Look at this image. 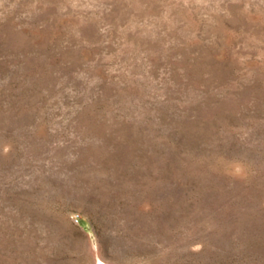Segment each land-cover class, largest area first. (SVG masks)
<instances>
[{
    "label": "rangeland",
    "instance_id": "1",
    "mask_svg": "<svg viewBox=\"0 0 264 264\" xmlns=\"http://www.w3.org/2000/svg\"><path fill=\"white\" fill-rule=\"evenodd\" d=\"M0 264H264V0H0Z\"/></svg>",
    "mask_w": 264,
    "mask_h": 264
}]
</instances>
